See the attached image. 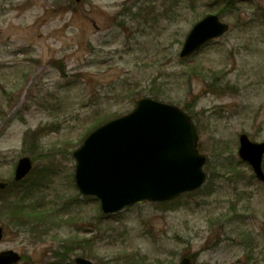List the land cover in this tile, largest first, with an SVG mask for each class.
<instances>
[{
	"label": "rangeland",
	"instance_id": "rangeland-1",
	"mask_svg": "<svg viewBox=\"0 0 264 264\" xmlns=\"http://www.w3.org/2000/svg\"><path fill=\"white\" fill-rule=\"evenodd\" d=\"M209 14L229 31L180 59ZM154 94L195 124L206 182L106 217L77 191L72 154ZM242 134L264 142V0H0V199L31 190L42 214L31 233L0 212V252L20 264H264V182L237 156Z\"/></svg>",
	"mask_w": 264,
	"mask_h": 264
},
{
	"label": "water",
	"instance_id": "water-1",
	"mask_svg": "<svg viewBox=\"0 0 264 264\" xmlns=\"http://www.w3.org/2000/svg\"><path fill=\"white\" fill-rule=\"evenodd\" d=\"M227 31L228 26L217 16L205 17L188 33L180 58L192 55ZM197 142L194 125L180 109L142 98L131 113L96 129L74 152L75 186L82 195L98 199L105 215L144 201L173 200L205 181L206 158L199 154ZM263 155L264 142L252 143L247 136H240L238 156L260 181H264ZM31 169L28 158L19 160L14 181H22ZM5 187L0 182V190ZM2 237L0 227V240ZM20 260L13 251L0 253V264H18ZM75 264L92 263L77 258ZM180 264L191 262L184 258Z\"/></svg>",
	"mask_w": 264,
	"mask_h": 264
},
{
	"label": "trees",
	"instance_id": "trees-1",
	"mask_svg": "<svg viewBox=\"0 0 264 264\" xmlns=\"http://www.w3.org/2000/svg\"><path fill=\"white\" fill-rule=\"evenodd\" d=\"M153 97L154 99H159V97L155 94ZM28 193H31V190H28V192L24 191V195L22 197L18 196L19 199L15 198L13 201L8 200L7 197L0 199V212L7 211V216L11 219L13 218V222L17 223L16 226L20 224L22 225L21 227L24 228L28 225H31L32 227H30L29 230L31 231V233H35L37 229V224L40 221L42 214L39 213L38 207L29 210V207L25 205L26 199L29 198L27 195ZM76 243L78 245H81V243L79 242ZM64 249L66 253H72L73 251H76L73 246H66L64 247Z\"/></svg>",
	"mask_w": 264,
	"mask_h": 264
}]
</instances>
